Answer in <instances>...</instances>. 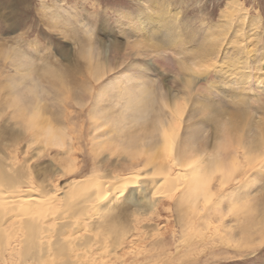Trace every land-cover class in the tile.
<instances>
[{
  "label": "rangeland",
  "instance_id": "374dc122",
  "mask_svg": "<svg viewBox=\"0 0 264 264\" xmlns=\"http://www.w3.org/2000/svg\"><path fill=\"white\" fill-rule=\"evenodd\" d=\"M166 27L174 43L166 41ZM213 50L220 51L218 60ZM133 90L148 91L151 107L142 124L104 121L123 115ZM170 96L187 107L176 152L192 162L221 155L231 169L226 178L218 170L211 176L207 204L179 203L188 172L175 169L166 190L148 186V198L169 197L160 198L157 213L139 215L125 195L109 198L113 225L99 228L97 218H88L92 210L72 217L81 221L67 229L70 237L62 241L70 247L59 256L57 226L45 225L44 263L25 255L21 233L13 237L10 227L0 236V264H71L74 256L85 264L89 258L93 264H264V0H0V147L6 150L0 155L11 153L14 161L0 160L25 168L29 177L21 182L30 185L22 189L42 185L60 197L83 182L69 189L63 203L71 205L96 182L164 177L160 167L172 155L156 127L172 119L162 103ZM15 101L29 111L38 102L40 118L52 122L57 137L47 140L16 118ZM231 121L240 122L239 130L223 134L220 127ZM258 136L247 156L245 143ZM153 153L161 155L156 167L163 162L157 169L149 164Z\"/></svg>",
  "mask_w": 264,
  "mask_h": 264
},
{
  "label": "bare ground",
  "instance_id": "6f19581e",
  "mask_svg": "<svg viewBox=\"0 0 264 264\" xmlns=\"http://www.w3.org/2000/svg\"><path fill=\"white\" fill-rule=\"evenodd\" d=\"M141 21H142L143 27L145 29L146 28L148 29L146 22L143 20H141ZM172 32H173V30L171 28H167L166 32L164 33V37H165L166 41L169 43H174L175 39H176V37H174ZM234 52H235V55H234ZM84 55H86V54H84ZM88 55L89 56H86V57L92 58L91 54H88ZM219 55H220V51L217 50L214 53V59L218 60L217 57H219ZM232 55L238 56L239 54L236 53V51H233ZM15 57H17V56L15 55ZM23 60H24V58L21 60V63H28L26 60H25V62H23ZM29 63H30V65L32 64L31 62H29ZM29 63H28V65H29ZM223 63L228 64V67L226 66L228 69H229V67H231L228 60L226 62L224 61ZM89 65H90V67H92L90 62H89ZM25 67H26V65H25ZM27 67H29V66H27ZM98 68L99 67L97 66V69ZM31 69H32V67H31ZM24 70H26V69H24ZM91 71H93V73ZM98 71L100 72V70H98ZM90 72L92 73L91 75H93V76L96 74V71H94V69L90 70ZM52 73H54V72H52ZM230 73H231V71H230ZM23 75H25V74H23ZM189 83L190 82H188V84ZM139 90H140V88H139ZM192 91L193 90H192L191 85H188V94H190ZM136 93H135V91L132 93L128 92V102L126 104H123V105H125V107H124L125 109L123 111L124 113H122L123 115L121 114L122 116L118 117V119H116L115 121L113 119H108V118H106V119L104 118L105 119L104 121L108 122L110 120V121H113L115 124H123L127 120H130V121L134 122L135 125L140 126L142 124V120L145 117H147L148 111H149L151 106H150V102H149V98H148L149 95L147 94L148 91L142 90V91H139V93H137V94ZM188 94H187V97H188ZM179 99H180V97L170 96V103H167L164 101L162 102L165 106V109L170 108L169 111L173 116H172V119H170L168 122L167 121L164 123L160 122L159 126L156 127V129L158 128V132L161 134L160 135L161 139H163L164 143L166 144L165 148H167L169 150L170 155H172V157L170 156L171 158L168 157L171 159V160H169L168 165L165 167L161 166L162 168L160 167V170H159L161 173L160 175H163L164 177H157V178L152 177V179H150L149 178L150 174L145 173L146 174L145 176H143L144 175L143 174L142 176L131 175L128 177H123V178H115L114 181L111 182L109 186H107L106 183L103 184L101 182L100 183L96 182V184H94L92 186L93 188L90 189L91 190L90 194L87 193L88 196L79 197L76 195L77 197H79L78 201L76 203L71 202L72 203L71 205L69 204L70 203L69 202L68 203L69 206H68V204L67 205H65V204L67 203L66 199L69 198V194L71 193L70 190L81 186L83 182H78V181L76 182L75 181L76 183H72V185L69 187L70 190L68 189L60 197H58V195H56V196L53 194L51 195L49 190L45 191L46 188L42 185L40 187H37V188L28 186V189L24 190V189H22L21 185H24L25 183L29 184V183L25 182V180L29 177V176H27V174L24 171L25 168L22 167L23 168L22 169L20 167H17L15 165L16 161L14 162L15 163L14 165L11 162L13 165L12 166L11 164H5V163L2 164L4 161L0 160V236L3 233V231L7 232L8 228L14 227L16 230H14L13 232H10V231L9 232L11 234H13L14 235L13 237H15V238L17 237V235H19V232L21 233L19 235V237H21V235H22V237H23L22 243L26 244L27 253L25 255L28 257H33V260H35L39 263H44V260H45L44 256L49 254L47 252L50 251L48 248H46L43 245V242H42V240L46 237V235L44 237V234H47V232H45V230L50 229L49 226H45V225H51L54 227L57 226V229L56 230L54 229L55 234H56L55 237L58 239L57 244H55L57 247L55 254L58 253V256L63 255V253L67 249L69 250L68 247H70V245H68V243L66 245V243H64V240L62 241V238L66 237V236L70 237V235H68L69 231L67 232V229H70V230L74 229L75 228L74 225L76 223L79 224L78 222L81 221V219H80L79 221L73 222L72 217L79 216L81 214V212H82V214L80 216L86 215L89 211L92 210V213H90V214L88 213L89 214L88 218L89 219L97 218V221L95 219V221H96L95 223H97L98 227L99 228H102V227L107 228L113 224L109 220V218L107 220L106 214H108L107 212L111 211V208H110L111 207L110 206L111 201H109V203H107L106 200L109 198H111L110 200H114V198L117 195L118 196L116 197V199L125 195L126 196V199H125L126 204L130 205V206H134L135 208H137L136 212H139V215H142V216L146 215L147 216V215L152 214V213H157L159 211L161 205L163 204V201H161L160 198L167 199L169 197H168V195H166L164 197H160L159 199H153V198L151 199L150 196H149L150 198H148L149 187L154 188L157 186H161V187L164 186L162 188H165V190H166L167 186H170L168 184H171L172 181H174L173 176L175 177V175H174L176 173L175 169L180 170L182 167L187 168L186 169L187 171L185 173H187V172L188 173H187V175H185L187 177L185 182L181 183L182 186H181V189L179 192L181 194L180 199L178 200L179 203L186 202V201H195V204H196V203L200 202V200L202 199V201L204 200V203L207 204L213 195V194H211V193H213L212 192V185H213L212 181L213 180H212L211 176L214 174V172H217V170H218L217 173H219V172L222 173L220 175H223L226 178L228 176V174L230 173L231 169L223 164L224 161H222L223 157L221 155L217 156V154L214 155L212 153L211 154L207 153V156H209L208 159L202 160V159H199V157H198L196 159V161L192 162V160H191L192 157L189 158V161H187V159H188V157L186 155L187 153L186 154L182 153V152L180 153V151L176 152V149H177L175 146L176 137L178 136L177 134H178V131L180 130V124L182 123V120H183L182 118L185 114V107H186V106L183 108L178 107V105L180 104L178 101ZM182 99H183V97H182ZM188 101H189V99H188ZM185 102H187V100ZM37 103H36V107L33 108L32 111H29L31 109L28 110L27 108H24L23 106L19 105V103H17L15 101L13 103V104H15V107H16L15 117L22 120L24 123H27L28 127L37 128V130H40L41 133L43 134V136H47V140H48V137H49V139H50V137L52 139L56 138L57 136L53 134L54 126H53L52 122L47 120V119L40 118L42 115V113H41L42 110H41V106ZM182 106H183V104H182ZM131 117H132V119H131ZM155 121H158V120H155ZM240 121H241V119H240ZM231 122L232 123H230V124H223L220 127L221 128L220 131L223 132V134L225 133L227 135H229V134L232 135V133L230 132L231 129L234 132H236L237 129L239 130V128L241 126L240 122L239 121H231ZM40 131H38V133ZM40 136H41V134H40ZM135 138H137V137H135ZM135 138L132 137L130 139L131 141H129V143L133 144V142L135 141ZM258 139H259V136L256 140L252 139L250 142L245 143L246 147H244V149L247 150V156H249L251 154V153H249L250 150L258 148V146H259ZM261 139H262V137H261ZM43 141H45V140H43ZM56 141L57 140H55V142ZM58 142H59V140H58ZM228 145H230V144H228ZM0 148H1L2 153H4V151H6L2 147H0ZM224 149H225V146H224ZM153 150H155V149H153ZM10 156H11V153H8V154L6 153L7 158L5 156L4 157L6 159L10 158V160H12L13 157H10ZM160 156L161 155H159V154L153 153L152 154L153 160L151 158L149 164L150 165L158 164V163H155V161L160 160ZM226 156H228V155H226ZM0 157H1V155H0ZM4 157H1L0 159L5 160ZM12 161H14V160H12ZM7 162H8V160H7ZM162 163L160 162L159 165ZM183 163H187L188 165H185ZM14 166H16V167H14ZM18 166H20V165H18ZM158 166L156 167V165H155L156 169L158 168ZM24 177H25V180H24L25 183L24 182L22 183L21 180ZM148 178L150 179L149 181H148ZM25 186H27V185H25ZM172 187H174V186L172 185ZM82 189H83V187H82ZM177 190H179V188H177ZM167 192H168V190H167ZM170 194H171V192H170ZM80 195H82V193ZM170 198L172 199V197H170ZM63 202H65V204ZM186 203H188V202H186ZM59 205H61V207ZM196 205H198V204H196ZM56 206L58 208L57 211L55 210V209H57ZM68 210H69L68 215H66L67 212H65V211H68ZM71 215H73V216H71ZM82 220H84V219L82 218ZM72 222L75 224H73ZM45 227H47L49 229H46ZM81 227L82 226H80L79 229H81ZM117 235H119V234L117 233ZM192 238H193V236H192ZM4 239H5V237H4ZM6 239H8V238L6 237ZM9 240H11V238ZM70 241L68 240L69 243H70ZM6 242H8V241H6ZM19 242H20V240H19ZM11 243H13L12 240H11ZM47 245H48V247H50L52 245V243L49 242V243H47ZM2 246H3V248H5V246H7V245H5V246L2 245ZM50 248L53 249V247H50ZM9 250H14V247H12L11 249L9 247ZM15 250H16V248H15ZM13 253H14V251H13ZM42 254L44 256H42ZM91 254H92V252H91ZM34 256H35V259H34ZM36 256H38V257H36ZM63 257H65L66 259L70 258V256H68V257L63 256ZM75 258L76 257L74 256V261L70 260L71 264H85L84 261H82V259L80 257L78 258L79 260H77V259L75 260ZM88 260H89L88 262H91V264H93L92 261H94V260H91L90 258Z\"/></svg>",
  "mask_w": 264,
  "mask_h": 264
},
{
  "label": "snow or ice",
  "instance_id": "6c2138e0",
  "mask_svg": "<svg viewBox=\"0 0 264 264\" xmlns=\"http://www.w3.org/2000/svg\"><path fill=\"white\" fill-rule=\"evenodd\" d=\"M253 255L252 253H249V256Z\"/></svg>",
  "mask_w": 264,
  "mask_h": 264
}]
</instances>
